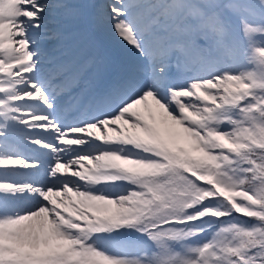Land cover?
Returning <instances> with one entry per match:
<instances>
[{"label":"snow or ice","instance_id":"snow-or-ice-1","mask_svg":"<svg viewBox=\"0 0 264 264\" xmlns=\"http://www.w3.org/2000/svg\"><path fill=\"white\" fill-rule=\"evenodd\" d=\"M0 264H264V0H0Z\"/></svg>","mask_w":264,"mask_h":264},{"label":"rangeland","instance_id":"rangeland-1","mask_svg":"<svg viewBox=\"0 0 264 264\" xmlns=\"http://www.w3.org/2000/svg\"><path fill=\"white\" fill-rule=\"evenodd\" d=\"M118 39V38H117ZM122 55H127V56H129L130 57V59H131V63H130V66L131 67H133L134 65H135V58L132 56V54L130 53V54H128L127 52H122ZM129 66V67H130Z\"/></svg>","mask_w":264,"mask_h":264}]
</instances>
